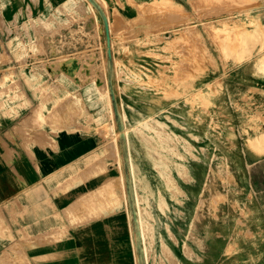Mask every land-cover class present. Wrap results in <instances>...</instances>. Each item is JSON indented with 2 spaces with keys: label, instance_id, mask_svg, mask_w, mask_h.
<instances>
[{
  "label": "rangeland",
  "instance_id": "obj_1",
  "mask_svg": "<svg viewBox=\"0 0 264 264\" xmlns=\"http://www.w3.org/2000/svg\"><path fill=\"white\" fill-rule=\"evenodd\" d=\"M148 1L54 4L48 0L43 13L34 8L28 19L17 20H8L0 11V80L15 76L4 89L18 90L23 99L27 97L19 78H26L46 100L66 82L75 95L62 94L65 97L48 103L51 118L48 112V124L42 125L50 128L88 116L80 92L72 90L77 85L90 87L86 93L98 96V101L106 98L112 116L107 83L111 67L117 79L186 98L184 111L189 118H183V123L167 113L136 123L125 119L126 129L120 130L113 120L101 123L98 131L106 142L98 154L114 166V175L105 183L115 190L101 198L99 186L88 195L99 197L110 212L122 207L130 223L139 225V231L133 232L135 247L147 260L139 264H264V38L251 35L249 29L245 33L250 26L237 22L239 17L223 20L221 29L210 28L209 35L222 53L235 61L246 57L240 65L248 69L226 91L221 101L223 119L209 118L200 133L194 110H208L209 91L193 90L191 81L212 62V56L195 24L181 27L189 19L181 5L172 0ZM233 8L241 7L231 0L224 7ZM132 10L135 13L128 14ZM102 13L111 35L108 45ZM68 60L76 67L71 74L61 67ZM38 72L51 81L42 91L33 81ZM166 79L176 85L167 87ZM41 102L24 117L21 127L34 124L36 132L44 135L36 119ZM226 125L232 126L231 133ZM82 200L72 207L75 217L101 216L100 210H79Z\"/></svg>",
  "mask_w": 264,
  "mask_h": 264
},
{
  "label": "crops",
  "instance_id": "obj_2",
  "mask_svg": "<svg viewBox=\"0 0 264 264\" xmlns=\"http://www.w3.org/2000/svg\"><path fill=\"white\" fill-rule=\"evenodd\" d=\"M47 1L37 0V5L35 0H0V11L8 20H17L23 16L28 19L34 8L39 14L43 13L47 9ZM52 1L54 4L62 2ZM140 1L143 0H134ZM172 1L188 13L189 19L181 22V27L195 24L212 56V62H207L203 72L191 81L193 90L202 88L209 91L210 109L208 106V110H194L198 111L197 116L193 117L198 119L194 125L203 133L209 118L223 119L220 114L226 113L221 101L226 97V91L233 86L235 77L239 73L243 77L241 72L248 69V65H240L246 57L235 61L232 56L224 55L209 35V30L211 27L221 29L223 20L239 17L237 22L243 24L244 21L250 26L246 27L245 33L249 29L251 35L264 38V31L260 30H264V0H231L241 8L230 11L224 9L229 0L223 3L213 0ZM134 11H128V14ZM225 30L229 33L227 27ZM107 78L112 116L106 98L98 101V96L86 93L90 87L76 84L72 90L82 95L77 94L88 116L82 121L69 122L57 128L50 125L56 130L42 123H47L46 116L52 111L48 104L51 100L54 102L65 97L62 94H66V97L75 95L66 88V82L64 86L58 87V91H52L53 96L46 100L35 92L26 78H19L27 97L23 99V94L18 90L12 87L4 89L13 82L15 76L6 75L0 80V264L147 262L146 256L139 255L135 247L133 232L139 231L136 221L130 223L122 207H115L110 212L100 203L99 197L95 199L88 195L100 187L97 191L101 198L115 190L109 182L105 183L115 171L108 157L98 154L106 142L98 127L107 120H113L117 130H120L125 128V119L128 123H136L158 113H167L169 117L183 123V118H189L184 106L187 99L167 95L162 90L142 88L136 81L117 79L112 67ZM33 79L34 85L40 87L41 91L46 83L51 82H47L39 72L33 75ZM255 80L259 81V78ZM165 81L167 87L176 85L170 79ZM210 88L214 90L210 92ZM40 100L42 104L36 112V119L38 130H45L44 135L36 132L34 124L21 127L24 117L33 112ZM45 108L49 110L45 112ZM226 126L228 133H231L232 126ZM256 154L262 155L263 151ZM79 199H83L79 210L90 208L96 213L100 210L101 216L81 220L75 217L72 207H75ZM14 251L18 253L16 256Z\"/></svg>",
  "mask_w": 264,
  "mask_h": 264
},
{
  "label": "bare ground",
  "instance_id": "obj_3",
  "mask_svg": "<svg viewBox=\"0 0 264 264\" xmlns=\"http://www.w3.org/2000/svg\"><path fill=\"white\" fill-rule=\"evenodd\" d=\"M151 5V4H150ZM172 5H174V4H172ZM171 5V6H172ZM168 8H170V7H168ZM245 39V38H244ZM243 42V41H242ZM195 56V55H194ZM191 57V56H190ZM193 57V56H192ZM64 60V59H63ZM92 64V63H91ZM90 65V64H89ZM58 67V66H57ZM61 67L68 73V74H71V73H73L74 71H75V64H74V62H73V60L71 61H66L64 64H61ZM55 68H56V66H55ZM90 70H91V68H90ZM200 70V69H199ZM256 70V69H255ZM78 72V71H77ZM67 74V75H68ZM94 76V75H93ZM99 82V81H98ZM99 84H101V83H99ZM109 194V193H108ZM107 194V195H108Z\"/></svg>",
  "mask_w": 264,
  "mask_h": 264
},
{
  "label": "water",
  "instance_id": "obj_4",
  "mask_svg": "<svg viewBox=\"0 0 264 264\" xmlns=\"http://www.w3.org/2000/svg\"><path fill=\"white\" fill-rule=\"evenodd\" d=\"M103 15V20H104V25H105V28H106V43L107 45L109 44V33H108V25H107V21H106V16L104 13H102Z\"/></svg>",
  "mask_w": 264,
  "mask_h": 264
}]
</instances>
